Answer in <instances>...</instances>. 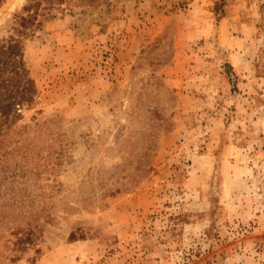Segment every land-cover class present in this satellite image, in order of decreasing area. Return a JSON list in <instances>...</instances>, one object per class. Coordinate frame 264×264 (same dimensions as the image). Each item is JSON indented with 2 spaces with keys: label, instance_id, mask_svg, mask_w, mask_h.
Instances as JSON below:
<instances>
[{
  "label": "rangeland",
  "instance_id": "374dc122",
  "mask_svg": "<svg viewBox=\"0 0 264 264\" xmlns=\"http://www.w3.org/2000/svg\"><path fill=\"white\" fill-rule=\"evenodd\" d=\"M0 264H264V0H0Z\"/></svg>",
  "mask_w": 264,
  "mask_h": 264
}]
</instances>
